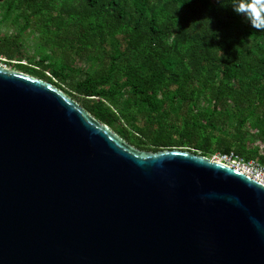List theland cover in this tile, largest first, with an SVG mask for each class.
Listing matches in <instances>:
<instances>
[{"label": "water", "instance_id": "1", "mask_svg": "<svg viewBox=\"0 0 264 264\" xmlns=\"http://www.w3.org/2000/svg\"><path fill=\"white\" fill-rule=\"evenodd\" d=\"M0 264H264V187L0 67Z\"/></svg>", "mask_w": 264, "mask_h": 264}, {"label": "trees", "instance_id": "2", "mask_svg": "<svg viewBox=\"0 0 264 264\" xmlns=\"http://www.w3.org/2000/svg\"><path fill=\"white\" fill-rule=\"evenodd\" d=\"M235 2L0 0V56L140 151L264 163V28ZM35 28L47 52L22 64Z\"/></svg>", "mask_w": 264, "mask_h": 264}, {"label": "built area", "instance_id": "3", "mask_svg": "<svg viewBox=\"0 0 264 264\" xmlns=\"http://www.w3.org/2000/svg\"><path fill=\"white\" fill-rule=\"evenodd\" d=\"M6 64L7 61L0 56V67L7 69ZM210 160L232 168L264 187V163L256 160L245 161L233 152L227 154L217 153Z\"/></svg>", "mask_w": 264, "mask_h": 264}, {"label": "rangeland", "instance_id": "4", "mask_svg": "<svg viewBox=\"0 0 264 264\" xmlns=\"http://www.w3.org/2000/svg\"><path fill=\"white\" fill-rule=\"evenodd\" d=\"M244 19H246L244 17ZM1 34H11L14 33L13 29L6 30L4 27L1 28ZM41 38V30L39 29H32L28 30L23 37L21 38L22 40V48L21 52L24 54L23 58L21 59L22 64H26L28 61L26 58H34L36 57V53L43 54L46 53L47 50L45 47L42 46V42L40 41ZM35 59V58H34ZM82 67L83 69L87 68V61L84 60L82 61ZM8 70H12L8 64H6ZM215 156V155H214ZM212 156V158L214 157Z\"/></svg>", "mask_w": 264, "mask_h": 264}, {"label": "clouds", "instance_id": "5", "mask_svg": "<svg viewBox=\"0 0 264 264\" xmlns=\"http://www.w3.org/2000/svg\"><path fill=\"white\" fill-rule=\"evenodd\" d=\"M232 11L248 19L252 27L264 28V0H236Z\"/></svg>", "mask_w": 264, "mask_h": 264}]
</instances>
